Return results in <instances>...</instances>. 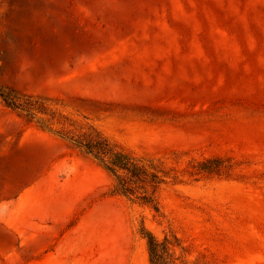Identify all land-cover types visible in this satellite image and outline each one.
<instances>
[{"label":"rangeland","instance_id":"1","mask_svg":"<svg viewBox=\"0 0 264 264\" xmlns=\"http://www.w3.org/2000/svg\"><path fill=\"white\" fill-rule=\"evenodd\" d=\"M0 86V264H150L144 230L264 264V0H0ZM97 133L170 171L159 213L71 143Z\"/></svg>","mask_w":264,"mask_h":264},{"label":"trees","instance_id":"2","mask_svg":"<svg viewBox=\"0 0 264 264\" xmlns=\"http://www.w3.org/2000/svg\"><path fill=\"white\" fill-rule=\"evenodd\" d=\"M0 97L12 108H22L26 105L13 91L0 86ZM71 143L81 152L92 156L105 169L115 177L113 192L121 194L129 199H136L150 206L157 213L160 205L156 196L157 187L170 176V171L158 169L152 163L145 165L126 150L112 143L101 134L79 135L71 138ZM231 170V166L225 165V160L220 157L206 158L196 161L192 165L193 175H222ZM145 187H152L153 192L148 193ZM140 189H145L140 191ZM146 238L150 264H176L172 247L175 246L169 237L158 240L150 231H142Z\"/></svg>","mask_w":264,"mask_h":264},{"label":"bare ground","instance_id":"3","mask_svg":"<svg viewBox=\"0 0 264 264\" xmlns=\"http://www.w3.org/2000/svg\"><path fill=\"white\" fill-rule=\"evenodd\" d=\"M90 228V227H89Z\"/></svg>","mask_w":264,"mask_h":264}]
</instances>
